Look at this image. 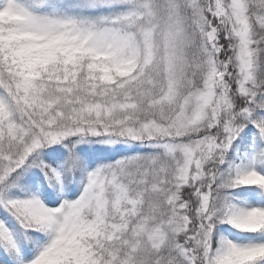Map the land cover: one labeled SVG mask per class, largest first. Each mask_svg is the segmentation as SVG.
<instances>
[{
	"label": "snow or ice",
	"instance_id": "6c2138e0",
	"mask_svg": "<svg viewBox=\"0 0 264 264\" xmlns=\"http://www.w3.org/2000/svg\"><path fill=\"white\" fill-rule=\"evenodd\" d=\"M0 264H264V0H0Z\"/></svg>",
	"mask_w": 264,
	"mask_h": 264
}]
</instances>
